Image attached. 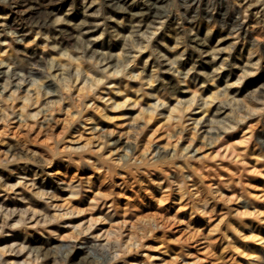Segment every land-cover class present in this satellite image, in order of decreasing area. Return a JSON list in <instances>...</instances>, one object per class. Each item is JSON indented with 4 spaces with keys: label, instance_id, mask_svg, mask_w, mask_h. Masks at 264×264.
<instances>
[{
    "label": "rangeland",
    "instance_id": "rangeland-1",
    "mask_svg": "<svg viewBox=\"0 0 264 264\" xmlns=\"http://www.w3.org/2000/svg\"><path fill=\"white\" fill-rule=\"evenodd\" d=\"M0 193L27 264H264V0H0Z\"/></svg>",
    "mask_w": 264,
    "mask_h": 264
},
{
    "label": "bare ground",
    "instance_id": "bare-ground-1",
    "mask_svg": "<svg viewBox=\"0 0 264 264\" xmlns=\"http://www.w3.org/2000/svg\"><path fill=\"white\" fill-rule=\"evenodd\" d=\"M29 17V16H28ZM73 37V36H72ZM56 46V45H55ZM43 55V54H42ZM48 55V54H47ZM35 58H37V57H35ZM40 58V57H39ZM72 58V57H71ZM41 59V58H40ZM76 59H78V57L76 58ZM56 60V59H55ZM42 61V60H41ZM51 61V60H50ZM56 62V61H55ZM54 62V63H55ZM79 62V61H78ZM52 63V62H51ZM53 63V64H54ZM43 65V64H42ZM83 66V65H82ZM111 66V65H110ZM76 67V79L77 78H79L80 76H81V73H82V70L80 69V64L79 63H77V65L75 66ZM58 68V67H57ZM71 68V67H70ZM59 69L61 70V72H62V75L64 76V78L63 79H61L62 81V83H64V84H67V82L69 81L68 79H67V75L69 76V73L71 72H69L68 70H67V68L65 67V65L64 64H62V66L60 67V65H59ZM58 69V70H59ZM113 69V68H112ZM116 69V68H115ZM73 70V69H72ZM126 70V69H125ZM123 71V70H122ZM121 70H119V69H117V70H115V74H117V73H119V72H122ZM89 72V71H88ZM114 72V71H113ZM128 73V72H127ZM67 74V75H66ZM72 74V73H71ZM86 75H87V72L85 73ZM90 74V75H89ZM121 74H123V72L121 73ZM56 75V74H55ZM62 75L60 74V76H61V78H62ZM91 73H88V76L89 77H91ZM87 76V77H88ZM128 76V75H127ZM154 76L155 75H153V74H150V77H149V82L150 83H152L153 84V82H154ZM71 77V76H70ZM69 77V78H70ZM74 77V76H73ZM88 77V78H89ZM94 77V76H93ZM97 77V76H96ZM95 77V78H96ZM195 77V76H194ZM72 78V77H71ZM92 78V77H91ZM90 79L88 82H84V84L85 83H88V85L90 86V88H91V86H94V85H96L97 83H99L100 81H101V78H96V79ZM58 79V78H57ZM75 79V80H76ZM102 79H103V77H102ZM123 79V78H122ZM136 79V81H137V78H135ZM197 79V78H196ZM60 80V79H59ZM74 80V81H75ZM88 80V79H87ZM126 80H128V79H126ZM125 80V81H126ZM131 80V79H130ZM138 80H140V78L138 79ZM203 80V79H202ZM58 81V80H57ZM85 81H86V78H85ZM124 81V80H123ZM59 82V81H58ZM163 82V81H162ZM184 82H185V79H184ZM203 82V81H202ZM201 82V83H202ZM62 83H60V84H62ZM70 83V82H69ZM113 83V82H112ZM136 83V82H135ZM169 83H171V82H169ZM186 83H190V82H188V81H186ZM137 84H139V83H137ZM151 84V85H152ZM204 84V83H203ZM48 86L47 87H52L53 85H54V82L53 81H51L49 84H47ZM68 85V84H67ZM66 85V86H67ZM70 85V84H69ZM69 85H68V87H69ZM114 85L116 86H118V88L116 89V91H117V93L118 92H124V90H125V92H126V96H128L129 95V92H128V88H129V82H125L124 84L122 83V81L120 80V79H116L115 80V82H114ZM62 86V85H61ZM65 86V85H64ZM131 86V85H130ZM140 86H141V84H140ZM140 86L139 87H136V88H134V92H139V91H141V88H140ZM172 86V85H171ZM189 86V85H188ZM46 87V88H47ZM123 87H124V89H123ZM187 87V86H186ZM190 87V86H189ZM65 89L67 88V87H64ZM83 88H85L84 86H83ZM36 89V88H35ZM58 88H56L55 90H57ZM160 89V88H159ZM183 89V88H182ZM41 90V89H40ZM50 90V89H49ZM54 90V91H55ZM178 90V89H177ZM67 91V90H66ZM80 91V90H79ZM143 91V90H142ZM39 93V92H38ZM52 93V92H51ZM131 93V92H130ZM155 93H157L156 92V90H155ZM164 93V92H163ZM155 94V99L157 100V103L158 102H160L162 105H166L168 102H170L171 100L167 97V95L164 93V94ZM154 94V92H152V91H148V93H147V95H153ZM216 94V93H215ZM102 96V95H101ZM112 97V96H111ZM149 97V96H148ZM136 98V97H135ZM154 98V97H153ZM181 98V97H180ZM27 99V98H26ZM137 99V98H136ZM181 100V99H180ZM191 100V99H190ZM189 100V101H190ZM177 101V105H173L172 106V109H170V113L169 114H171V113H173V112H175V111H179V110H182V109H180V107L178 106V105H180L181 106V104H183L182 102H181V104H180V101L177 99L176 100ZM212 101V100H211ZM187 102H188V100H187ZM136 103H137V101H136ZM156 103V102H155ZM155 104L156 106H159V105H161L160 103L159 104ZM210 103V102H209ZM170 104V103H169ZM176 104V103H175ZM121 106V104H119V103H117V106ZM204 105V104H203ZM205 107H206V111H208V109H209V107H208V102H205ZM116 106V105H115ZM169 106V105H168ZM150 107V106H149ZM188 107V106H187ZM170 108V107H169ZM218 108V107H217ZM149 110V109H148ZM210 110V109H209ZM213 110H215V109H212V112H213ZM151 111V110H150ZM218 111V110H217ZM154 112V111H153ZM148 113H149V111H148ZM150 113H152V112H150ZM176 113V112H175ZM180 113V112H179ZM174 114V113H173ZM173 117H175V116H173ZM201 120V119H200ZM216 121V120H215ZM209 122V121H208ZM211 130V129H210ZM207 132V131H206ZM209 132V131H208ZM43 183V182H42ZM4 191V190H3ZM71 192V191H70ZM77 192H78V190H77ZM73 193H75V192H73ZM1 194V193H0ZM2 194H4V193H2ZM74 195V194H73ZM76 195V194H75ZM4 196L6 197V199L7 198H10V195L9 194H7V193H5L4 194ZM2 197V196H1ZM31 197V196H30ZM4 198V197H3ZM16 199V198H15ZM22 199V198H21ZM32 199V198H31ZM34 199V198H33ZM35 201H38V200H35ZM37 203V202H36ZM17 201H15V200H13V199H11V201H6V200H2L1 201V203H0V208L3 210L1 213H2V215L0 216V238H6V237H8L9 235V233L10 232H19L21 229H23V227H24V225L26 224V222H25V218L23 217V216H20L19 218H18V220L14 223V224H11V222L9 223V220L10 219H12V217H13V212H14V210L13 211H11V208L12 207H16L17 206ZM20 204V203H19ZM25 208V207H24ZM15 209V208H14ZM34 210H33V214H36L37 213V206L35 207L34 206V208H33ZM42 208L40 207V210H41ZM46 210V209H45ZM16 211V210H15ZM44 211V210H43ZM45 212V211H44ZM23 213H25V212H23ZM52 214V213H51ZM109 213H101V216L103 217V218H105V219H110L111 220V218L109 217V215H108ZM17 215V214H16ZM21 215V214H20ZM35 216V218H36V215H34ZM43 219H40V220H43V223H45V224H53V218L50 216L49 217V214H46V213H44L43 215ZM54 217V216H53ZM17 219V218H16ZM39 219V218H38ZM13 220H14V218H13ZM36 221H37V219H36ZM6 227H10L11 229H12V231L11 230H6V229H8V228H6ZM6 228V229H5ZM56 228V227H55ZM58 228V227H57ZM55 230H57V229H53L52 231H55ZM5 232H8V234H6V235H4V233ZM43 232V231H42ZM11 234V233H10ZM14 234V233H13ZM23 237H22V241H21V243H19V244H22V245H19L20 247L16 250L14 247H15V241L17 240V238H13V239H11L12 240V243H11V248L9 249V251L10 252H12L13 254L12 255H10V256H8V257H4L1 253H0V264H5V262L6 261H8V260H10L11 261V263L10 264H27V262H25V261H21L20 260V253H21V251H23L24 250V248H25V245H24V241H25V238H26V233H22L21 234ZM18 237V236H17ZM21 238V237H20ZM10 240V239H9ZM49 240V239H48ZM17 242V241H16ZM6 248V246H3V249H5ZM255 248V247H254ZM6 249H8V248H6ZM256 250V249H255ZM256 251H259V250H256ZM30 254V253H29ZM264 258V247H263V249H261L259 252H258V254H257V257H256V261H257V263H259L262 259Z\"/></svg>",
    "mask_w": 264,
    "mask_h": 264
}]
</instances>
